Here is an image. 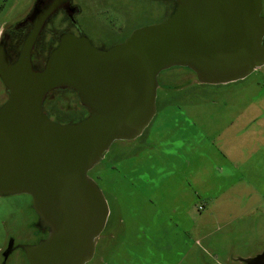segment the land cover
I'll return each instance as SVG.
<instances>
[{"label": "rangeland", "instance_id": "374dc122", "mask_svg": "<svg viewBox=\"0 0 264 264\" xmlns=\"http://www.w3.org/2000/svg\"><path fill=\"white\" fill-rule=\"evenodd\" d=\"M73 1L84 37L103 50L172 15L167 1ZM35 2L0 0V40ZM158 81L150 125L133 141L114 142L88 173L110 209L88 264H246L264 251V67L218 85L182 67ZM7 98L0 80V107ZM38 227L29 195L0 197V264H28L23 248L34 245Z\"/></svg>", "mask_w": 264, "mask_h": 264}, {"label": "water", "instance_id": "95a60500", "mask_svg": "<svg viewBox=\"0 0 264 264\" xmlns=\"http://www.w3.org/2000/svg\"><path fill=\"white\" fill-rule=\"evenodd\" d=\"M67 0H36L24 21L32 31L11 64L0 40V197L29 195L48 237L23 248L29 264H88L110 209L88 175L117 141H133L156 114L159 75L175 67L203 84L242 80L264 66L262 0L174 1L164 21L136 30L106 50L61 35L42 68L31 51L47 19ZM77 93L85 119L61 124L44 112L55 90Z\"/></svg>", "mask_w": 264, "mask_h": 264}, {"label": "flooded vegetation", "instance_id": "af4514ba", "mask_svg": "<svg viewBox=\"0 0 264 264\" xmlns=\"http://www.w3.org/2000/svg\"><path fill=\"white\" fill-rule=\"evenodd\" d=\"M44 1L50 3L51 1L54 2L55 0H44ZM79 12H80L79 6L73 0H67L54 14H52L47 19V23L41 30V33L38 36L36 43L31 51V55H30L31 63L34 68H42L45 65V61L47 57L53 51L51 50V52L49 53L48 50L51 49L53 46L54 49L58 46L61 35L74 34L78 37L84 36V33L82 32L81 28L78 26V24L75 21V16ZM261 17L264 19V0H262ZM56 24L61 25L62 27L61 32H57L54 30ZM16 25L17 26L14 25L15 26L14 30L7 29L2 33L1 36L2 41H4L7 45V53L11 64H16L18 62L20 58L21 47L24 41L26 40V38L28 37V35L32 31L31 23H27L26 21ZM24 35L26 36V38L25 40L23 39L22 44L20 45V41ZM262 45L264 46V38L262 41ZM263 67L259 68L257 71H259ZM44 112L47 114L45 107H44ZM48 235H49L48 229L43 227H38V230L33 232V236H35L36 238V242L34 243V245H37L39 242L45 240L48 237ZM97 244L98 242L96 243V246ZM15 250L16 247H13V245L10 246V249L7 250V252L5 253V255L7 256L6 261L14 253ZM246 264H264V251L259 256L247 261Z\"/></svg>", "mask_w": 264, "mask_h": 264}, {"label": "trees", "instance_id": "16d2710c", "mask_svg": "<svg viewBox=\"0 0 264 264\" xmlns=\"http://www.w3.org/2000/svg\"><path fill=\"white\" fill-rule=\"evenodd\" d=\"M167 2H169L171 4V8H172L171 10L173 13L175 8H176L175 2L174 1H167ZM15 26H17V25H15ZM15 26H14V28H12V30L15 29ZM25 38H26V36L24 35L20 41V45L22 44L23 39L25 40ZM51 50H54V46L48 50L49 53L51 52ZM45 102H46L47 106L49 104H52V108L49 109L48 111H46L47 115L50 118L52 116L55 117L57 119L58 123H61V124H65V123L69 124V122L66 120L67 119L66 114L69 112L73 113V114L80 113L83 115V117H82L83 119H85L87 117V115L89 114V111L81 105L77 93L73 90H70V89H60V90H55V91L51 92L48 95V97L46 98ZM76 117H73V118L75 119ZM80 121H82V120H80Z\"/></svg>", "mask_w": 264, "mask_h": 264}, {"label": "built area", "instance_id": "2783aa9c", "mask_svg": "<svg viewBox=\"0 0 264 264\" xmlns=\"http://www.w3.org/2000/svg\"><path fill=\"white\" fill-rule=\"evenodd\" d=\"M202 209V207H199V210H201Z\"/></svg>", "mask_w": 264, "mask_h": 264}]
</instances>
